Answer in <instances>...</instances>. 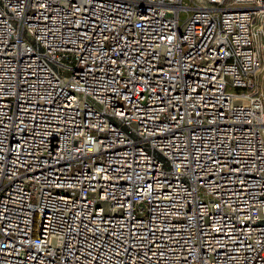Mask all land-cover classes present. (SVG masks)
<instances>
[{"label":"built area","instance_id":"obj_1","mask_svg":"<svg viewBox=\"0 0 264 264\" xmlns=\"http://www.w3.org/2000/svg\"><path fill=\"white\" fill-rule=\"evenodd\" d=\"M0 264H264V0H0Z\"/></svg>","mask_w":264,"mask_h":264},{"label":"rangeland","instance_id":"obj_2","mask_svg":"<svg viewBox=\"0 0 264 264\" xmlns=\"http://www.w3.org/2000/svg\"><path fill=\"white\" fill-rule=\"evenodd\" d=\"M187 17H188V14L186 12H183L182 17H181L182 18L181 24L183 23V21L187 19ZM234 91H237V90H234Z\"/></svg>","mask_w":264,"mask_h":264}]
</instances>
